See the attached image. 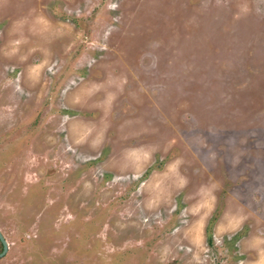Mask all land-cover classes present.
Returning a JSON list of instances; mask_svg holds the SVG:
<instances>
[{"label":"rangeland","instance_id":"obj_1","mask_svg":"<svg viewBox=\"0 0 264 264\" xmlns=\"http://www.w3.org/2000/svg\"><path fill=\"white\" fill-rule=\"evenodd\" d=\"M0 231V264H264V0H0Z\"/></svg>","mask_w":264,"mask_h":264},{"label":"water","instance_id":"obj_2","mask_svg":"<svg viewBox=\"0 0 264 264\" xmlns=\"http://www.w3.org/2000/svg\"><path fill=\"white\" fill-rule=\"evenodd\" d=\"M0 242H1L2 247H3L2 252L0 253V259H2L7 255L8 251H9V244H8L6 238L4 237V235L2 234L1 231H0Z\"/></svg>","mask_w":264,"mask_h":264},{"label":"trees","instance_id":"obj_3","mask_svg":"<svg viewBox=\"0 0 264 264\" xmlns=\"http://www.w3.org/2000/svg\"><path fill=\"white\" fill-rule=\"evenodd\" d=\"M2 245V244H1Z\"/></svg>","mask_w":264,"mask_h":264}]
</instances>
